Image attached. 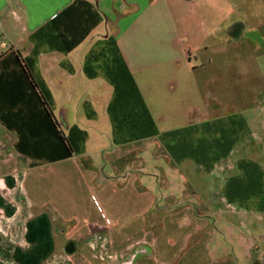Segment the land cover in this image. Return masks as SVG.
<instances>
[{"label": "crops", "instance_id": "1", "mask_svg": "<svg viewBox=\"0 0 264 264\" xmlns=\"http://www.w3.org/2000/svg\"><path fill=\"white\" fill-rule=\"evenodd\" d=\"M183 1L0 0V264H264V106L219 110Z\"/></svg>", "mask_w": 264, "mask_h": 264}, {"label": "rangeland", "instance_id": "2", "mask_svg": "<svg viewBox=\"0 0 264 264\" xmlns=\"http://www.w3.org/2000/svg\"><path fill=\"white\" fill-rule=\"evenodd\" d=\"M180 4L173 5V12L179 14L182 31L191 34L192 42H200L198 62L214 60V68L205 66L197 75L219 77L217 85L209 86L219 95V110L228 104L237 110L264 106V0H192ZM201 23L204 36L197 40L193 32ZM207 27L209 31L219 29L215 37H208ZM256 134L255 153L264 149V123Z\"/></svg>", "mask_w": 264, "mask_h": 264}, {"label": "trees", "instance_id": "3", "mask_svg": "<svg viewBox=\"0 0 264 264\" xmlns=\"http://www.w3.org/2000/svg\"><path fill=\"white\" fill-rule=\"evenodd\" d=\"M17 58H18V61H19L20 65H21V67H22V69H23V71H24L26 77L28 78V80H29V82H30V84H31L32 88L34 89L36 95L38 96V98H39V100H40L42 106L44 107L46 113L50 116V118L52 119V121H53V123H54L56 129L58 130V133H59V135H60V138H61V140H62L64 146H65L66 149L71 153V152H72V148H71V146H70V144H69V142H68V140H67V138H66L64 132H63V131L61 130V128L59 127V125H58L56 119H55L54 116H53V113H52L50 107L48 106V104H47V102H46L44 96L42 95L40 89L38 88V85L36 84V82H35V80H34L32 74H31V72H30L28 66H27L26 63L24 62V59H23V57L21 56V54H20L19 52H17Z\"/></svg>", "mask_w": 264, "mask_h": 264}]
</instances>
